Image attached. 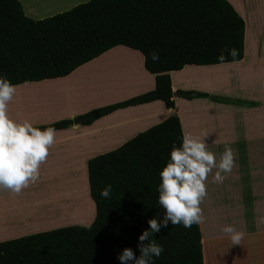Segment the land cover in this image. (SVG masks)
I'll use <instances>...</instances> for the list:
<instances>
[{"label": "crops", "instance_id": "1", "mask_svg": "<svg viewBox=\"0 0 264 264\" xmlns=\"http://www.w3.org/2000/svg\"><path fill=\"white\" fill-rule=\"evenodd\" d=\"M68 1L20 0L26 16L34 20L45 19L52 8ZM227 1L245 22L243 59L187 65L169 73L175 94L196 91L210 98L175 96L173 108L156 100L84 124L94 110L155 90L156 77L146 70L144 55L126 46L106 51L66 77L18 85L15 94L30 93V97L17 106L8 103L10 119L36 128L64 120L73 124L56 130L35 183L19 194L0 192V243L67 226L84 208L80 193L76 196L69 186L81 178L89 194V160L174 116L184 134L204 137L217 161L225 147L231 148L234 159L223 183L213 180L215 169L205 181L207 194L200 204L204 264H264V0ZM86 215L89 223L81 226L95 220V203L93 215ZM225 225L243 234L240 244L232 245L220 231Z\"/></svg>", "mask_w": 264, "mask_h": 264}, {"label": "trees", "instance_id": "2", "mask_svg": "<svg viewBox=\"0 0 264 264\" xmlns=\"http://www.w3.org/2000/svg\"><path fill=\"white\" fill-rule=\"evenodd\" d=\"M244 42L245 22L227 0H89L42 20L26 16L20 0H0V76L13 85L66 77L116 46L144 55L146 70L156 77L155 90L94 110L84 124L156 100L173 108L175 96L210 98L196 91L175 94L169 73L187 65L239 62ZM231 48L235 58L228 55ZM153 51L160 57L156 62L149 55ZM222 52L223 63L217 60ZM72 124L64 120L40 129ZM182 135L180 119L172 116L89 160L93 223L2 242L0 264H119L115 257L125 248L138 256L137 238L148 229L147 221L163 216L157 204L159 171ZM107 184L111 198L102 199L99 191ZM153 239L164 249L154 264H204L200 224L185 229L169 223Z\"/></svg>", "mask_w": 264, "mask_h": 264}, {"label": "clouds", "instance_id": "3", "mask_svg": "<svg viewBox=\"0 0 264 264\" xmlns=\"http://www.w3.org/2000/svg\"><path fill=\"white\" fill-rule=\"evenodd\" d=\"M228 55L235 58L234 48L227 49ZM153 62L160 59L155 51L149 54ZM223 63V52L217 57ZM18 85H13L5 76H0V192L19 194L22 189L39 179V168L46 161L49 149L54 143L56 129H40L27 121L15 122L7 115L8 103L13 99ZM203 136L184 134L179 146H171L168 158L159 171V184L156 187L157 204L163 210L162 218L147 221L148 229L137 238L139 255L123 249L115 258L119 264H154L164 251L163 246L153 239V234L169 223L185 229L199 225L204 217L200 204L206 196L205 181L213 173L216 183H223L234 166L232 150L225 147L219 160L207 150ZM112 185L107 184L99 191L102 199H110ZM220 231L228 236L232 245L240 244L242 233L231 225Z\"/></svg>", "mask_w": 264, "mask_h": 264}, {"label": "rangeland", "instance_id": "4", "mask_svg": "<svg viewBox=\"0 0 264 264\" xmlns=\"http://www.w3.org/2000/svg\"><path fill=\"white\" fill-rule=\"evenodd\" d=\"M82 4V0H69L67 2V4L65 5H61L60 7H56V8H52L53 13H49V15H44L46 16V18L65 12L71 8H73L74 6H76V4ZM30 97V93H23V92H19L17 94L14 95L13 99L9 102L12 104V106H17L18 104H22L23 102H25V100H28ZM82 180L81 178H79V182L75 181L71 186H69L71 192L73 194H75L77 196V194L80 193L79 198H80V202L81 204L84 205V208L81 209L79 212H77L73 217H71V219L67 222V226H73V225H86L87 223H89V218L86 214H92L93 215V209H94V202L91 201V196L90 195V191L89 194L88 192H84L85 190V185L83 183L84 180H82V182L80 181ZM78 182V183H77ZM86 182V180H85ZM65 207V206H64ZM96 207V206H95ZM91 210V211H90ZM65 226V227H67Z\"/></svg>", "mask_w": 264, "mask_h": 264}, {"label": "water", "instance_id": "5", "mask_svg": "<svg viewBox=\"0 0 264 264\" xmlns=\"http://www.w3.org/2000/svg\"><path fill=\"white\" fill-rule=\"evenodd\" d=\"M75 122H79V121L76 120Z\"/></svg>", "mask_w": 264, "mask_h": 264}]
</instances>
